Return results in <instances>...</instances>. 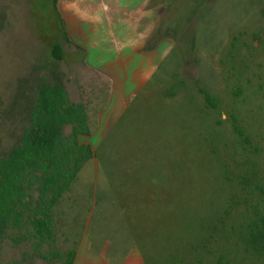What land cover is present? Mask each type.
Wrapping results in <instances>:
<instances>
[{
    "label": "rangeland",
    "instance_id": "1",
    "mask_svg": "<svg viewBox=\"0 0 264 264\" xmlns=\"http://www.w3.org/2000/svg\"><path fill=\"white\" fill-rule=\"evenodd\" d=\"M151 1L165 7L152 36L171 43L146 88L130 98L101 142L99 161L114 196L101 205V233L111 246L135 245L148 264H169L173 252L193 253L189 260L200 264H264V244L242 253L235 234L255 210L264 213V46L256 41L264 30V0ZM54 45L64 54L51 61ZM83 57L65 42L51 0H0V155L19 141L38 86L53 81L49 70L71 101L95 98L96 79ZM233 117L249 136L247 150L232 130ZM70 129L64 126L63 133ZM243 161L247 178L258 165L261 188L253 178L239 184L235 164ZM97 171L94 158L68 197L88 205V194L94 203ZM85 217L81 208L70 245ZM96 225L94 218L88 236ZM1 246L0 264L31 252L29 244L13 246L10 239Z\"/></svg>",
    "mask_w": 264,
    "mask_h": 264
},
{
    "label": "trees",
    "instance_id": "2",
    "mask_svg": "<svg viewBox=\"0 0 264 264\" xmlns=\"http://www.w3.org/2000/svg\"><path fill=\"white\" fill-rule=\"evenodd\" d=\"M51 4L61 22L65 42L69 44L71 42L58 12L57 0H51ZM262 33L264 35V30L260 31L256 41L264 46ZM157 41L158 38L151 36L145 49H151ZM63 54L58 45L51 46V61L61 59ZM49 71L53 81L43 80L38 86L34 111L29 123L23 128L19 141L11 146L7 153L0 155V250L4 239H10L13 246L23 242L31 248L30 253L23 250L22 258L13 260L11 264H20L26 259L34 258L43 259L50 264L73 263L77 240L72 239L71 245L69 244V230L75 229L78 220L74 215L70 222H66L67 210L64 200L77 184L82 167L88 162L92 164L96 158L91 146L78 140L80 135L90 133L86 104L71 101L57 72L53 69ZM205 99L209 101L208 96ZM66 125L71 129L65 135L63 127ZM232 130L239 144L247 150L244 144L249 141V136L239 126L237 117L232 119ZM97 160L96 184L97 193H101V205L103 201L113 203L111 182L102 173L101 161ZM237 165L236 162L235 167L239 170L237 180L240 185L244 186L247 184L245 181L253 178L254 187L261 188L256 163L250 172L251 178H247L245 174L244 161L241 164L243 166ZM114 212L115 210L110 208V214ZM122 222L123 229L129 232L128 225H124L127 224L126 221ZM81 226L80 222L79 229ZM235 234L242 253H256L264 244L263 211L255 210L248 221L235 230ZM192 254L170 253L169 264L203 262L199 259H195L194 263L192 259L190 261ZM145 261L147 262L146 259ZM213 263L223 264L219 259L210 261V264Z\"/></svg>",
    "mask_w": 264,
    "mask_h": 264
},
{
    "label": "crops",
    "instance_id": "3",
    "mask_svg": "<svg viewBox=\"0 0 264 264\" xmlns=\"http://www.w3.org/2000/svg\"><path fill=\"white\" fill-rule=\"evenodd\" d=\"M57 9L71 42L68 45L83 53L81 61L96 79L95 98L85 103L90 133L80 135L78 140L89 144L96 159H101V142L107 130L130 104V98L146 88L160 58L166 54L165 45L169 46L170 42L167 39L158 40L151 49H145L165 7L151 0H57ZM101 80L106 83L102 107ZM88 104L97 105V109L92 110ZM96 195L93 203L87 194L88 205L84 204V199L65 197L66 222L74 215L78 220L81 208L82 215L86 213L75 236L77 245L72 264H147L135 245L126 247L121 242L115 247L104 238L101 193L98 194L97 189ZM94 218L97 229L88 236ZM130 238L135 241L131 234Z\"/></svg>",
    "mask_w": 264,
    "mask_h": 264
}]
</instances>
